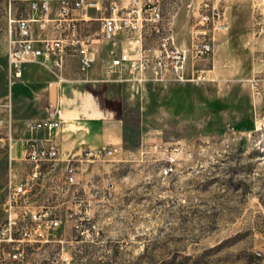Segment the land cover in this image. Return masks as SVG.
I'll use <instances>...</instances> for the list:
<instances>
[{"label": "rangeland", "instance_id": "rangeland-1", "mask_svg": "<svg viewBox=\"0 0 264 264\" xmlns=\"http://www.w3.org/2000/svg\"><path fill=\"white\" fill-rule=\"evenodd\" d=\"M11 1L0 0V103L11 101L15 140L9 150L0 134V222L10 175L24 176L26 124L50 118L48 88L55 80L36 65L17 81L9 78L7 11L9 3L19 7ZM211 1L230 28L209 32L212 53L196 55L201 38L193 14ZM162 12L174 15L176 43L194 45L186 71L194 81L61 87L53 100L63 134L54 142L64 156L48 165L32 195L61 225L47 242L23 245L8 264H264V26L254 34L255 18L264 21V0H164ZM99 29L98 21L83 27L93 39V71L75 65L70 77H103L112 52ZM162 37L149 32L144 46L156 47ZM197 75L204 80L195 81ZM94 105L111 118L102 121L108 132L102 147L120 151L79 163L76 184L66 185V161L92 147L78 128Z\"/></svg>", "mask_w": 264, "mask_h": 264}, {"label": "built area", "instance_id": "built-area-1", "mask_svg": "<svg viewBox=\"0 0 264 264\" xmlns=\"http://www.w3.org/2000/svg\"><path fill=\"white\" fill-rule=\"evenodd\" d=\"M56 1L58 8L52 15L51 2ZM164 0H102L99 4L86 0H30V17H16L9 3L6 28L7 71L11 80L17 81L28 64L43 67L55 78L49 90L55 85L71 82L95 84L98 82H125L132 85L159 83L166 80L184 83L194 81L187 78L189 52L179 46L174 38L171 17L165 18L162 12ZM179 0H173V4ZM203 9H198L195 22L196 36L201 38L194 46L197 55L212 53L213 44L208 40L209 32H226L230 26L225 12L211 1ZM92 8L98 12L95 21L100 24V40L110 44L112 56L103 66L104 77L68 80L65 77L66 62L75 57L79 71L88 73L96 60L93 39L83 34L81 15L74 12ZM31 24H37L41 30L48 27L49 32L43 38H35ZM264 21L255 18L254 34H261ZM163 36L153 48L144 46L146 35ZM38 44V46H35ZM264 67V54L261 56ZM204 77L197 75L195 81L202 82ZM56 112L50 118L31 121L26 124L30 134L43 132L44 138L30 137L23 150L24 176L10 175L4 202V219L0 222V264L15 261L23 252V245L47 242V234L61 225V220L51 218L48 211L37 206L32 200L33 190L41 186L43 168L60 160L54 139L61 131L60 122L55 120ZM12 104L8 99L0 103V134H3L9 150L12 137ZM120 151V147L85 150L78 159H68L63 173V182L73 185L77 182L79 163L88 160L103 159Z\"/></svg>", "mask_w": 264, "mask_h": 264}, {"label": "crops", "instance_id": "crops-1", "mask_svg": "<svg viewBox=\"0 0 264 264\" xmlns=\"http://www.w3.org/2000/svg\"><path fill=\"white\" fill-rule=\"evenodd\" d=\"M14 1H18L19 2L18 3L19 7L16 8V9H14V7H12L13 15H15L16 17H30L31 12L28 9V3H29L30 0H12L11 2H14ZM86 1H88L90 3L99 4L102 0H86ZM11 6H12V3H11ZM51 7H52V15H53L54 12L58 8V5H57L56 1H52L51 2ZM17 12L20 13L19 16H17ZM79 15H81V17L86 21V22L82 23V26L85 27V26H87V24L89 22L95 21V19L98 17L99 14H98V12L95 9L88 8V9H84L82 11H77V12L73 13V16H79ZM49 28L50 27L47 26V28L45 30H41L37 24H31L32 34H33V36L35 38H43V37H45L46 34L49 32ZM35 46H38V44H35ZM108 47H110V44H108ZM108 47L107 46L103 47L101 49L102 53H105V51H106V49ZM95 64H96V60H95L94 65ZM31 65H36V66L41 67L40 65H37V64H28V65H26L25 69L28 66H31ZM75 65L78 67L76 58L75 57H69L67 59V62H66V70H65V77L68 80H73L74 79L73 78L74 76L73 77L69 76L70 73H72V75H76L74 73ZM94 65H93L92 69L89 72L93 71ZM41 68H43V67H41ZM25 69H24V71H25ZM24 71H23V74H24ZM102 71H103V68H102ZM86 76L91 78V79H96V78H93L91 75H87L86 74ZM103 77H104V73H103ZM79 78H81V77H79ZM73 83H75V82L69 81V82L61 84V85H55V89L54 90L52 89V91L49 90V88H48V96H49V101H50L49 102V108L47 109L48 114H50L52 111L53 112H57L58 111L56 109L55 100H53V99L55 98V96L58 95L61 87L65 86V85H72ZM95 106L96 105H94L92 107L91 106L89 107V110H88L89 111V118L87 117V119H85L82 122H80V123L84 122V128L85 129L83 127L78 128V131H80V133L83 134L84 137H85V140H82V141L88 142V144H90L89 146H92V147H89L87 149H84V151L85 150L97 149L99 147H102L103 146L102 142H104V140H106V137H108V132L102 126V121L110 120L111 118H110V116H107L105 118L101 117L99 115V112H100L101 109L99 107H97V106L95 107ZM12 117H13V115H12ZM110 128L113 131L114 138H116V142L119 141L120 137H121V127H120V125L117 122H115V123H113L111 125ZM39 133H43V132H39ZM61 134H63L62 128H61V131H60L59 135H61ZM30 137L41 138L40 135H38V133L30 134ZM28 139L29 138L24 140V142L26 143V141ZM14 141L15 140H13V142ZM73 145H75V143H73L71 146H73ZM22 148H25V145H24V147L22 146ZM59 153H60V156L63 155V153H61L60 149H59ZM48 167L49 166H45L43 168V178L46 177V175H48L49 172L51 171V170H48L49 169Z\"/></svg>", "mask_w": 264, "mask_h": 264}]
</instances>
